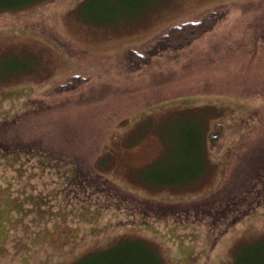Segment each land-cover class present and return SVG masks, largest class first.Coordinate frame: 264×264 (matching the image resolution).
Here are the masks:
<instances>
[{"label": "rangeland", "instance_id": "obj_1", "mask_svg": "<svg viewBox=\"0 0 264 264\" xmlns=\"http://www.w3.org/2000/svg\"><path fill=\"white\" fill-rule=\"evenodd\" d=\"M12 1L0 264H264V0ZM211 10L197 38L125 57Z\"/></svg>", "mask_w": 264, "mask_h": 264}, {"label": "trees", "instance_id": "obj_2", "mask_svg": "<svg viewBox=\"0 0 264 264\" xmlns=\"http://www.w3.org/2000/svg\"><path fill=\"white\" fill-rule=\"evenodd\" d=\"M48 1V0H46ZM50 1V0H49ZM24 1L19 0V1H12L10 3L5 2L6 5L9 6H5V7H16L19 6L23 3ZM1 8V6H0ZM225 13L224 12H219V11H209L205 17H203L201 20H196V21H187V22H182V23H178L175 24L171 27H169L162 35H160L157 40H155L154 42L148 44L146 46V48L139 52L136 51L135 49L129 48L128 50L125 51V57L130 58L129 62H131L132 64H134V69L138 68L141 64L145 63V60H147L149 57H152L154 55H156L157 53L161 52L162 50H164L168 45L171 46H179L182 44H185L187 41H191L195 38H197L198 36L202 35L205 31L210 30L213 25L216 23L217 20L221 19L223 17ZM143 62V63H142ZM80 74H74L71 75V77L68 79L69 76L63 78L68 80L65 82L64 84V88H75L77 86H79L80 84H82V82L85 80L84 78L79 76ZM57 79H60V77H58ZM54 79V80H57ZM188 170V169H186ZM170 181H174L172 179L169 180ZM257 188L258 189L256 192L261 191L264 192V171L259 175L258 180H257ZM178 182H180V180H178ZM257 203L261 204V201H257ZM259 204V205H260ZM252 206H250L249 208H245L243 211H241V213L243 214L244 211L248 212L249 209H251ZM241 214H239L238 216H240ZM237 216V217H238ZM144 241V240H142ZM147 244H149L150 246H154V244H152L149 241H144ZM155 250H157V248H155ZM123 253L125 252H129V250H127L126 248H124ZM158 252V251H157ZM155 255L153 254H149V258L147 259V262L149 264H164V261L162 260L161 254L160 252L156 253L154 252ZM153 256V258H152ZM102 259V258H101ZM162 260V261H161ZM104 261V260H102ZM104 264H114L113 261H109L106 262Z\"/></svg>", "mask_w": 264, "mask_h": 264}]
</instances>
